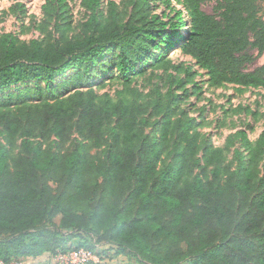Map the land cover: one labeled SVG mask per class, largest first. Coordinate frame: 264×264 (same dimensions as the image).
I'll return each mask as SVG.
<instances>
[{
    "label": "trees",
    "instance_id": "trees-1",
    "mask_svg": "<svg viewBox=\"0 0 264 264\" xmlns=\"http://www.w3.org/2000/svg\"><path fill=\"white\" fill-rule=\"evenodd\" d=\"M102 1L83 0L91 14L77 37L59 23L61 35L45 41L0 35V125L6 142H0V258L11 264L86 248L99 256L86 264H110L89 241L95 236L114 243L117 254L134 259L130 264H264V130L254 144L238 131L225 148L206 146L196 118L176 115L180 93L170 88L141 101L145 95L132 87V74L149 61L151 46L163 43L157 67L185 73L180 85L192 81L189 67L162 58L175 46L207 71L209 87L264 88V62L251 69L264 54L258 0H216L214 13L203 9L206 0H179L188 16L178 11L171 22L150 16L148 0H127L126 21L109 1L104 17ZM43 8L48 18L59 17L66 0H47ZM113 52L124 93L137 98L102 99L94 89H82ZM21 84L29 86L20 90ZM68 84L74 93L44 99ZM28 98L45 101L6 109ZM235 110L257 115L243 105ZM74 131L89 143L63 151L34 140L53 136L60 145ZM238 138L249 153L245 158L236 148L232 168L225 150ZM201 152L206 167L198 171Z\"/></svg>",
    "mask_w": 264,
    "mask_h": 264
},
{
    "label": "rangeland",
    "instance_id": "rangeland-1",
    "mask_svg": "<svg viewBox=\"0 0 264 264\" xmlns=\"http://www.w3.org/2000/svg\"><path fill=\"white\" fill-rule=\"evenodd\" d=\"M47 0H0V35L5 32H13L21 41L29 42L34 38L46 40L51 36L58 38L62 31L56 30V24L66 26V34L69 37H77L82 34V24L88 19L91 12L84 6L83 0H66V8L59 17L50 19L44 11V4ZM109 1H114L118 17L126 21L131 13V5L127 0H103L99 11L107 17L109 9ZM260 14L264 17V0H258ZM216 0H206L202 7L208 13H214ZM149 15L159 14L166 21H177L176 12L180 11L183 15L188 16L185 7L179 0H148ZM185 31V28H182ZM158 43V41H156ZM151 46L149 61L140 64L132 74V87L139 89L145 95L141 101L152 100L155 97H161L167 94L171 88L175 93H180L181 97L176 101V115L185 113L190 117L196 118L195 129H197L206 146L225 148L231 136L238 131H245L250 142H256L260 133L264 130V88H248L243 92L237 91L236 86L226 85L222 88H212L208 86V74L206 70L201 69L196 65L195 61L187 55H184L181 50L175 46L170 48L163 55L164 60H171L172 63L189 67L191 82L183 84L177 83L178 80L185 82L187 80L185 73H178L174 70L165 71L158 68V56L165 50L163 43L159 47ZM255 54L256 51L252 50ZM118 52L109 53L101 65L97 66L93 72V79L88 87H82L83 90L92 88L102 99L112 98L117 100L124 96L137 98V95H129L124 93L125 82L117 68ZM264 62V54L260 56L251 69ZM73 72H70L66 77L58 78L54 83V87L61 81L67 80ZM176 81V82H175ZM195 83L198 88L195 90ZM29 85L35 87H45L44 83L32 82ZM26 84L20 85V90L26 88ZM13 90H15L13 88ZM75 87L68 84L60 90L56 91L54 96L45 97L46 101L52 98H59L75 92ZM15 100L6 109L17 110L20 108L32 107L34 105H42L45 100ZM167 98H165V101ZM243 105L250 107L256 116L247 114L246 112H236V107ZM148 130H151L148 129ZM158 134V127L153 131V135ZM36 142H41L44 146L51 147L53 150L62 149L63 151H71L75 149L78 143H89V140L84 134L74 131L70 140L61 143H55V137H46L40 135L35 137ZM0 142L6 144L4 126L0 125ZM12 156L17 154L16 147H9ZM239 148L247 158L249 150L241 141V138L235 140L234 146L225 150L226 163H229L232 168L237 166L235 149ZM93 153L98 150L93 148ZM201 158L197 170L201 171L206 167L203 158V153L199 154ZM261 167H264V158L261 161ZM211 167L208 168L210 171ZM60 217L53 221V224H59ZM79 238L73 239V243L77 244ZM95 247L97 252H101L106 256V261L110 264H130L134 259L124 254H117V246L108 241H100L94 236L89 240ZM52 255V254H51ZM50 253L41 260L23 258L21 261L24 264H50L52 262ZM55 256V255H53ZM108 257V258H107ZM182 264H190L185 261Z\"/></svg>",
    "mask_w": 264,
    "mask_h": 264
},
{
    "label": "built area",
    "instance_id": "built-area-1",
    "mask_svg": "<svg viewBox=\"0 0 264 264\" xmlns=\"http://www.w3.org/2000/svg\"><path fill=\"white\" fill-rule=\"evenodd\" d=\"M51 255V254H50ZM55 255V256H53ZM51 264H86L90 261H99V256L96 252L86 249H74L69 252H59L57 254H52ZM0 264H7L0 258ZM11 264H24L22 261H13Z\"/></svg>",
    "mask_w": 264,
    "mask_h": 264
},
{
    "label": "crops",
    "instance_id": "crops-1",
    "mask_svg": "<svg viewBox=\"0 0 264 264\" xmlns=\"http://www.w3.org/2000/svg\"><path fill=\"white\" fill-rule=\"evenodd\" d=\"M48 253H44L43 255L41 256H38V257H28L27 259L30 260V259H35V260H41L43 257L47 256Z\"/></svg>",
    "mask_w": 264,
    "mask_h": 264
}]
</instances>
